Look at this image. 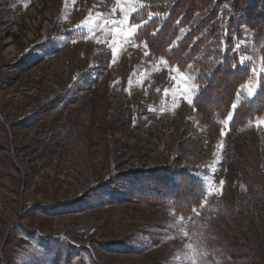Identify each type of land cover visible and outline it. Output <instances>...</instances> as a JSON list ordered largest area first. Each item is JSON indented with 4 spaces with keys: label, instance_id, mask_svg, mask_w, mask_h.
Instances as JSON below:
<instances>
[{
    "label": "rangeland",
    "instance_id": "obj_1",
    "mask_svg": "<svg viewBox=\"0 0 264 264\" xmlns=\"http://www.w3.org/2000/svg\"><path fill=\"white\" fill-rule=\"evenodd\" d=\"M169 1L0 0V264H264V119L230 133L175 87L198 90L236 55L250 76L234 103L252 101L264 23L238 37L224 3L184 70L135 40L113 63L112 21ZM159 168L223 193L187 217L134 201L125 176Z\"/></svg>",
    "mask_w": 264,
    "mask_h": 264
},
{
    "label": "trees",
    "instance_id": "obj_2",
    "mask_svg": "<svg viewBox=\"0 0 264 264\" xmlns=\"http://www.w3.org/2000/svg\"><path fill=\"white\" fill-rule=\"evenodd\" d=\"M213 1L215 7L209 15L182 36L195 16L206 10ZM224 3L228 4L232 17L228 21V28L234 30L236 36L240 37V26L254 30L261 28L264 23V0H170L163 6L142 8L131 17L132 23L142 24L135 35V41L144 47L147 44L152 57L182 71L213 36V32H210L198 38L216 19L220 5ZM144 21L147 22L142 23ZM260 54L264 66V39ZM249 76L250 69L240 66L236 55L228 56L200 87L203 88V92L195 109L208 119L223 121L229 111V105L235 101L239 87L246 83ZM259 119H264V85L252 101L238 105L235 118L228 126L229 131L236 133ZM125 179L130 196L139 203L170 208L183 217L192 214L202 204L201 193L205 190L187 173V170L175 168H159L146 172L137 170L130 172ZM115 182L116 178L110 180L108 186L111 190L115 189Z\"/></svg>",
    "mask_w": 264,
    "mask_h": 264
},
{
    "label": "snow or ice",
    "instance_id": "obj_3",
    "mask_svg": "<svg viewBox=\"0 0 264 264\" xmlns=\"http://www.w3.org/2000/svg\"><path fill=\"white\" fill-rule=\"evenodd\" d=\"M99 15V14H98ZM235 13H233V16ZM151 19V17L149 18ZM232 17H229V20H231ZM147 21H144L142 23H146ZM105 24L108 23V21H104ZM87 21L82 22L80 24H76L75 28L79 29L82 27H86ZM142 27V24L137 25L135 23H132L130 21V18L128 21H112L110 30L112 31L113 39L111 40L110 49H111V55H112V62L114 63L116 61V58L118 56V52L120 49V45L124 43H131L135 40V35L138 31V29ZM127 28V30H125ZM158 31V29H157ZM227 31V29H226ZM155 34V33H153ZM75 42V41H74ZM239 47V45H237ZM146 51L144 53L145 56L151 55V50L148 48L147 44H145ZM175 69L169 68V71H174ZM180 84H184L187 86V81L184 78H181ZM180 84L175 85L177 92L179 93L181 98H187L188 104L195 109L199 100V97L201 93L203 92V88H199L198 90L193 91V88L189 87L187 91L181 89ZM167 94V90H165ZM189 92H192L193 95L189 97ZM255 95V88L252 85L248 86V96L249 98H252ZM237 110V104L231 103L229 105V111L226 114V117L224 118L223 122L226 126H230L231 121L235 118V112ZM227 133L222 128L220 130V136L225 137ZM217 148L222 149L223 145L218 144L216 145ZM215 155V153H214ZM223 185L224 181H220L219 187L216 189H213L211 186V182H209V186L205 191H202L201 193V201L202 203L207 202V198L211 195H222L223 193ZM179 212V210H177ZM188 233H185V236H187ZM192 264H195V261L192 262Z\"/></svg>",
    "mask_w": 264,
    "mask_h": 264
}]
</instances>
